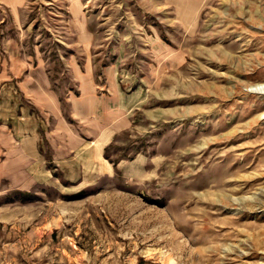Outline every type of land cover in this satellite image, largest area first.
I'll return each instance as SVG.
<instances>
[{"label": "rangeland", "instance_id": "1", "mask_svg": "<svg viewBox=\"0 0 264 264\" xmlns=\"http://www.w3.org/2000/svg\"><path fill=\"white\" fill-rule=\"evenodd\" d=\"M21 1L1 58L43 62L67 124L86 70L125 107L107 170L64 165L0 86V264H264V0Z\"/></svg>", "mask_w": 264, "mask_h": 264}, {"label": "crops", "instance_id": "2", "mask_svg": "<svg viewBox=\"0 0 264 264\" xmlns=\"http://www.w3.org/2000/svg\"><path fill=\"white\" fill-rule=\"evenodd\" d=\"M21 3V0H0V4L14 12L20 8ZM44 66L43 62L35 63L17 57L5 60L0 56V86L15 84L21 94L33 103L30 106H34L39 114L56 119L55 125L46 131L43 137L44 142L46 141L45 146L50 149L52 161H61L66 165L79 160L90 162L93 167L96 165L101 170H107L108 167L102 163L104 152L117 133L116 125L113 126V122L110 124L107 118L114 119V115L121 117L124 114L122 106L125 100L117 85L116 76L110 75L112 78L108 87L110 93L104 96L98 94V86L94 82L91 70L89 72L86 70V74L79 80V96L69 98L67 101L70 105V118L75 121V124H67L62 116L61 102L51 88L50 78ZM21 110L24 111L23 108ZM99 115L105 116L106 122L103 125L100 124L103 119H100ZM81 118L91 119L95 124L94 128H82ZM37 131L35 125L30 134L32 133L34 137L33 145L38 151L35 156L38 157L39 150L43 147L40 146L42 135Z\"/></svg>", "mask_w": 264, "mask_h": 264}, {"label": "bare ground", "instance_id": "3", "mask_svg": "<svg viewBox=\"0 0 264 264\" xmlns=\"http://www.w3.org/2000/svg\"><path fill=\"white\" fill-rule=\"evenodd\" d=\"M257 85H264V83H262V84H260V83H258ZM256 85V86H257ZM253 92V91H252ZM255 92H257V93H262V94H264V88L262 89V91H255ZM120 115V114H119ZM116 116V115H115ZM118 117V116H117ZM260 118V117H259ZM115 119V118H114ZM121 119V118H120ZM115 124V123H114ZM253 204V203H252ZM251 204V205H252Z\"/></svg>", "mask_w": 264, "mask_h": 264}]
</instances>
